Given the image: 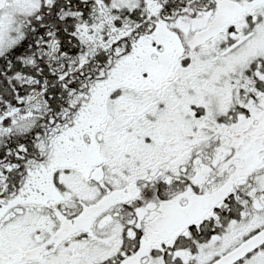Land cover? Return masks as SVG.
I'll return each instance as SVG.
<instances>
[{
	"label": "snow or ice",
	"instance_id": "snow-or-ice-1",
	"mask_svg": "<svg viewBox=\"0 0 264 264\" xmlns=\"http://www.w3.org/2000/svg\"><path fill=\"white\" fill-rule=\"evenodd\" d=\"M0 264H264V0H0Z\"/></svg>",
	"mask_w": 264,
	"mask_h": 264
}]
</instances>
